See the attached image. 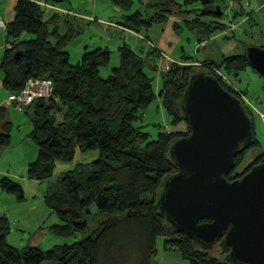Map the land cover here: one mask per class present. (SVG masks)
<instances>
[{"label": "trees", "instance_id": "trees-1", "mask_svg": "<svg viewBox=\"0 0 264 264\" xmlns=\"http://www.w3.org/2000/svg\"><path fill=\"white\" fill-rule=\"evenodd\" d=\"M63 1H17L15 19L6 27L8 48L1 70L4 88L10 95L22 92L30 79L50 80L54 84V92L48 99L29 106L17 105L25 111L32 127L30 136L37 148V158L28 168L30 179L51 182L58 165L72 163L78 151H99L95 161L79 163L75 169L61 174L54 184L51 182L46 195L48 208L60 220L50 230L59 237L73 238L90 231L92 224L95 227L82 241L57 245L49 251L33 246L19 249L10 243L12 224L0 211V264H154L159 237L165 238L167 250L178 251L191 264H232L230 251L222 246L223 239L211 249L202 248L166 221L159 201L166 181L179 173L170 154L171 147L192 133L183 106L194 75L205 73L218 79L242 101L253 121V139L239 150L236 168L227 175L229 181L241 179L255 166L264 164L263 151L248 168L245 166L237 172L243 155L251 149L262 150L255 126L256 112L215 73L209 69L200 71L202 66L194 64L197 61L193 57L183 56L163 70L160 96L173 128L184 125V129L160 132L158 139L152 140L135 123L144 118L145 110L156 99L154 79L145 69L150 56L159 52L146 37L143 39L152 50L145 57L125 45L120 48V66L107 79L101 76V69L111 62L108 49L86 52L73 65L66 48L80 32L69 20L64 22L68 26L64 34L57 27L50 29L60 19L58 9ZM110 1L126 12L134 5L133 0ZM200 2L202 8L196 9ZM217 3V0H184L183 3L155 0L151 5L154 11H148L147 17L137 11L124 16L118 26L141 36L143 30L162 25L174 15L190 31L198 32L203 43L230 29L222 21L224 10ZM49 10L57 12L46 18ZM173 28L182 30L178 23ZM25 34L32 38L23 39ZM206 64L234 77L253 69L247 53L223 56L218 63L206 61ZM11 131L12 124L8 123L0 134V145L4 148L11 142ZM0 188L19 200L25 199L23 186L8 176L1 178ZM136 247L141 252L140 260L135 258Z\"/></svg>", "mask_w": 264, "mask_h": 264}, {"label": "rangeland", "instance_id": "rangeland-1", "mask_svg": "<svg viewBox=\"0 0 264 264\" xmlns=\"http://www.w3.org/2000/svg\"><path fill=\"white\" fill-rule=\"evenodd\" d=\"M5 1L0 0V10L5 11ZM35 1V0H33ZM181 3L184 0H179ZM134 5L130 11H123L110 0H65L60 3V19L56 24L50 25L53 31L56 27L61 34L68 30L66 20L71 21L80 32L66 48L71 56V63L77 65L86 52L99 48L111 52V62L101 69V76L107 79L113 70L121 64L120 48L128 45L135 52L147 56L152 48L146 42L148 38L159 54L151 55L146 65V73L154 79L156 99L144 112V118L135 123L145 133L151 135L152 140L158 139L163 131H177L184 129V125L174 129L170 116L167 114L160 96L165 61L170 68L171 59L179 60L183 56L193 57L194 64L202 66L199 70H211L236 94L256 112V131L261 149H251L239 160L237 172L245 166H250L264 151V78L253 69L248 68L239 77L225 74L221 68L213 65L207 67L206 61L220 62L223 56H232L247 53L248 48L264 45V0H217L224 10L223 22L230 26L225 33L217 34L206 42L200 43L201 36L198 32L190 31L182 19L171 17L162 25H154L150 30H143L141 37L128 30L121 29L118 25L124 16L132 15L137 11L146 17L148 11L153 12L155 0H133ZM201 9V2L195 5ZM57 11L49 10L46 18ZM0 17L3 19L2 13ZM175 23L181 25L182 30H174ZM239 28L232 31L236 24ZM6 30V29H4ZM32 35L25 34L23 39H30ZM52 43L55 42L51 39ZM166 55V56H164ZM163 56V57H162ZM169 56V57H168ZM171 57V58H170ZM169 59V60H168ZM183 59V58H182ZM148 60V59H147ZM167 66V65H166ZM163 68V70H162ZM13 122L11 142L0 156V179L8 176L18 181L24 188L25 199L19 200L14 194L0 188V211L7 215L12 224V234L9 241L19 249L28 246L49 251L57 245L73 244L80 242L90 234L95 227L91 225L90 231L78 234L73 238H62L53 233L51 228L59 224L60 220L55 213L50 211L46 203L51 182H54L66 171L76 168L79 163H91L99 157V151H78L72 163L59 164L54 178L50 181L38 182L29 178L28 168L30 163L37 158V148L30 136L32 127L23 110L9 107ZM35 161V160H34ZM246 168V169H247ZM236 175V174H235ZM99 221H97V224ZM51 229V230H50ZM135 258L140 260V250H134ZM157 255L154 264H191L182 258L176 250H167L165 238L157 240ZM54 264V263H46Z\"/></svg>", "mask_w": 264, "mask_h": 264}, {"label": "water", "instance_id": "water-1", "mask_svg": "<svg viewBox=\"0 0 264 264\" xmlns=\"http://www.w3.org/2000/svg\"><path fill=\"white\" fill-rule=\"evenodd\" d=\"M247 58L264 78V49L248 48ZM183 112L192 133L171 147L179 173L164 185L161 213L204 249L223 239L232 264H264V164L227 179L253 139L252 119L240 99L205 73L191 78Z\"/></svg>", "mask_w": 264, "mask_h": 264}, {"label": "crops", "instance_id": "crops-1", "mask_svg": "<svg viewBox=\"0 0 264 264\" xmlns=\"http://www.w3.org/2000/svg\"><path fill=\"white\" fill-rule=\"evenodd\" d=\"M17 1L18 0L5 1V5H6L5 11L2 12V10H0V12L2 13V16H3V19H1V20H3L6 23V26L15 19V6H16ZM58 11H61V9H58ZM240 25H241L240 23L234 25L233 28H232V31L237 29V28H239ZM133 34H135V33H133ZM138 36L141 37L140 35H138ZM7 48H8V39H7V35H6V30H4V28L0 27V113L2 112L4 114V117L1 116L2 114H0V134L4 133V128H5L6 124H8V123L13 124L9 107H15L19 111L22 110L16 104H9L7 102L8 101V97H9L10 94L4 88V75H3V72L1 70V64H2V61H3V58H4V54H5V51H6ZM155 48L160 50V51H163L162 49L158 48L157 46ZM164 56H166V55H164ZM171 61L172 62H176L177 60L176 59L175 60L171 59ZM162 70H163V68H162ZM29 124H30V122H29ZM6 148H4V147H2L0 145V156L5 151Z\"/></svg>", "mask_w": 264, "mask_h": 264}, {"label": "built area", "instance_id": "built-area-1", "mask_svg": "<svg viewBox=\"0 0 264 264\" xmlns=\"http://www.w3.org/2000/svg\"><path fill=\"white\" fill-rule=\"evenodd\" d=\"M0 27L6 28V23L0 18ZM169 60V59H168ZM165 68L169 69L168 61H165ZM54 92V84L50 80L30 79L25 89L17 94L9 95L8 103L19 106H29L37 100L48 99Z\"/></svg>", "mask_w": 264, "mask_h": 264}]
</instances>
